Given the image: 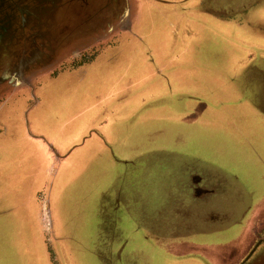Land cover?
I'll list each match as a JSON object with an SVG mask.
<instances>
[{"label": "crops", "instance_id": "1", "mask_svg": "<svg viewBox=\"0 0 264 264\" xmlns=\"http://www.w3.org/2000/svg\"><path fill=\"white\" fill-rule=\"evenodd\" d=\"M142 1L139 26L135 30L127 29L126 40H122L120 44L116 43L106 57L88 69H81L53 82L62 83L63 90L62 93L54 94L57 102L53 104L56 105L58 113L52 122L48 115L50 107L42 114L37 113L34 108L29 113L22 110L20 120L1 126L0 260L3 256L16 257L17 260L11 246L18 240L22 246L39 245L41 232L51 233L52 226L60 223L63 218L61 216L65 217L67 213L65 209L72 212V209L78 208L77 213L81 212L83 209L81 201L77 206L71 205L70 208L64 204L59 206L57 204L52 208L51 204L54 178L60 180L59 176L68 169L67 166L78 151L80 167L83 156H88V161L91 159L87 167L80 169L81 179L89 178L90 189L94 192L93 206L90 207L93 212L96 211L95 217L100 214L104 221L107 223L110 221L113 227L116 226L118 229L116 238L120 240L122 237V243L134 240L147 247L152 245L150 250L145 251L151 252L157 264H185L195 260L196 264H204L199 259L201 253L190 251L192 244L189 251H183L179 255H168L167 252H163V248L172 247V240L186 235L192 241L196 238L211 240L230 236L232 238L230 247L236 256L233 264H264V210H261L264 205V195L262 196L264 152L263 147L258 145L260 136L264 134V0ZM149 27L154 28L155 34L159 33L160 36L166 37L165 48L161 49L163 53L156 44L154 46L146 40L150 35L149 31L148 33L146 31ZM163 32H166L165 35L161 34ZM204 43L222 46L226 50V53L221 52V56L224 57L225 63L229 61V64H224L223 71L230 77L229 82L225 80L222 82L227 86L228 93H235V97L227 101L225 98L223 100L215 98L214 101L211 100L214 104L211 106L208 101L204 102V99L207 100L206 97L187 91L186 94L181 93V104L182 99L184 103L178 109V113L190 116L191 112L197 109L202 112L196 105H203L204 109L214 110L205 111L208 114L203 115V119L210 113L222 114L218 130L222 131V134L227 133L225 136L229 142L221 140L220 147L210 143L212 147H200L198 153L193 151V145H198L197 142L201 144V139L188 142L189 150L180 151L179 154L181 156L188 154L203 160L204 165L207 164V170L185 177L177 186L172 183V187H168L169 189L164 192H169L167 198L171 200L177 199L175 192L190 198L192 209L179 210L184 215L194 216L197 209L200 212L207 209L202 216L205 219L204 223L225 222L231 226L211 232L192 228V231L186 233V224L189 225L191 221L185 224L181 222L179 226L181 232L174 235L175 232L173 234L162 232L161 224L149 221L148 224L152 226L148 232L142 228V223H147V203L151 204L153 199L148 196L160 195L162 189L158 185L148 187L144 178L146 169L152 167L150 164L152 153L157 160L155 153L162 146L131 149L126 147L124 139L118 133L114 137L110 130H130L132 125L126 124L129 117L122 119L121 115L132 113L126 104L136 96H139L137 109L141 110L142 107H149L162 100L163 94L169 92L180 94L178 90H174L173 82L179 81L182 74L185 75V81L181 82L187 84V87H196L199 84L198 77H207L210 71L205 72L206 67L200 61V55L193 57L189 50L191 46ZM138 48H146L147 57L141 59L128 56L129 53L137 54ZM213 80L219 81L220 78ZM71 83L74 84L71 86ZM162 85L167 86V92L161 93L159 87ZM153 88L160 92L154 90L150 93ZM76 90H82L84 95L90 93L92 103H97V106L95 110H91L92 114L94 112V120L89 125V130L80 137L81 140L78 142L80 138H77L65 143L61 138L65 134L62 129L67 123H71V116L66 113L69 112L70 104L64 106L62 97L64 93H74ZM218 92L221 95L220 89ZM80 99L81 97L79 101ZM74 101L75 97L71 102ZM185 102H192L190 105L194 108H185ZM171 107L175 110L176 105L171 104ZM173 113H170L171 117ZM139 119L137 117L135 123ZM208 124L210 125L209 119ZM52 129L54 131H51ZM89 143L93 148L88 146ZM90 148L93 153H88ZM242 152L244 154L238 157ZM147 155L150 159L144 161L143 158ZM257 164L260 169L256 168ZM87 179L81 181L82 191L86 189L83 182ZM65 184L59 185V192H62L69 183ZM245 186L249 188L250 194L244 193ZM173 187H177L178 191ZM235 192L240 196L234 197L232 202L227 201L228 194ZM218 194H223V197L219 198ZM56 201L58 202V198ZM219 201L220 203L225 201L228 211L217 212L211 209ZM235 208L238 210L237 213H234ZM56 214L60 221L54 218ZM38 223L40 231L36 227ZM49 224L52 225L51 228ZM103 224L101 234L104 233ZM148 237L155 243L148 245L144 241ZM106 240L111 242L113 239L108 237ZM9 247L11 248L8 254L3 255L2 251ZM141 251H137L140 261L145 259V254ZM22 255L19 252L18 256ZM31 255L35 257L34 253ZM122 257L121 251L119 258Z\"/></svg>", "mask_w": 264, "mask_h": 264}, {"label": "rangeland", "instance_id": "2", "mask_svg": "<svg viewBox=\"0 0 264 264\" xmlns=\"http://www.w3.org/2000/svg\"><path fill=\"white\" fill-rule=\"evenodd\" d=\"M151 29L152 27H149L146 30L147 33L149 31L150 34L147 38L145 36L146 40L149 43H152L154 46L156 44V47H158V49L160 48L159 50L165 48L166 37L160 36L159 33L155 34L153 31L154 28L152 30ZM165 33L166 32H163L161 34L165 35ZM207 44H209V46H205ZM207 44L204 43L201 45H195V47L191 46L189 49L191 56L197 57L200 55V61L204 67H206L205 72L210 71L207 77H198L199 84L196 87H187V84H183L181 81H185V75L182 74L179 81L173 82L174 90H178L180 94L171 92L163 94L162 100L149 107H142L141 110L137 109L139 108V106L137 107V99L139 96H136L134 99L135 101L132 100L134 102L131 101L132 103L130 102L126 104L127 108H130L132 113L128 112V115H121L122 119L129 117L126 124L132 125L130 130H110L111 135L114 137H116V134L118 133V135L124 139L126 147H130L131 149H137L139 147L142 149L143 146L146 148H149V146L153 148L162 146V148H158L157 152L155 153L157 154V160H155L154 153H152L153 155L150 157V164L152 167L146 169L144 178L148 187L158 185L161 186L162 189V194L159 192L160 195L152 194L151 196H148V198L152 197L153 199L151 204H149V202L147 203V223H142V228L148 232L151 231L152 226L148 224L149 221L161 224L162 232H171L172 234L175 232L174 235L177 232H181L179 231L181 222L185 224L191 221L189 223L190 226L186 224V233L192 231V228L197 231L199 230L205 232L208 230V232H211L219 228L231 226L230 224L227 225L225 222L218 224L204 223L205 219H203L202 216L205 215L207 209H202L201 212L197 209V213L193 212L194 216L184 215V213L180 212L179 210L182 209L185 211L186 208L189 210L192 209L193 204L190 198L186 197L182 193L178 194V192H175L177 193V199L175 198L171 200L167 198L169 192H164L166 189H169L168 187H172V183L177 186L180 184V182L185 180V177H188L192 174L197 175L199 173H203L204 170H207V164L204 165L203 160H198L194 156L188 154L182 155L184 157L179 154L189 150L187 147L189 144L188 142H195L197 141L196 139H201V144L197 142L198 145H193V151L195 153L200 152V150H198L200 147L209 148L212 147V145L220 147V141H224V139L229 142L225 136L227 133L222 134V131L219 132L218 130V126L222 122V114L210 113L208 115L209 117L206 116L203 119V115L208 114V112L205 113V111H214L209 108L204 109L203 105H196V108H201L202 112H200V109H197L194 112H191L190 116L178 113V109L181 108L182 104L184 103V100L182 99L181 104V93L186 94L187 91L201 95L203 98L206 97L207 100L205 101L204 99V102L208 101L211 106L214 105L211 103V100L214 101L215 98H219L221 100L225 98V101H227L235 97V93H228L229 90L227 86L222 82V80L229 82L230 77L228 73L223 71L224 64H229V61L225 63L224 57L221 56V52L226 53V50H224L222 46H217L211 43ZM140 47H143V45H140ZM145 50L147 49L138 48L137 54L133 55L132 53H129L128 56H131L132 58L136 56L142 59L144 56L147 57ZM217 78H220V80H213ZM217 86L219 87L218 89ZM233 86L234 85H232V87ZM159 89H161V93L168 91L167 86L165 87L163 85L159 87ZM219 89L221 95L218 92ZM154 90L160 92V90L157 88H153L149 92L151 93ZM72 95H75L73 97L76 98V101L74 102H71L73 98ZM78 95L81 97L80 101V97ZM62 98L64 106L70 104L68 108L69 112L66 113H69L71 116V123H67L66 126H64L65 128H63L62 131H64L65 134L61 136V138L63 141H65V143H69L70 141L72 142L77 140V138L79 139L89 130V125H91L92 121L94 120V112L92 114L91 110H95L97 103L93 104V99L90 93L84 95L82 90H76L74 93H64ZM54 100L57 102V99ZM190 103L192 102H185V108H194L192 107L193 105H190ZM171 104L176 105L175 110L174 107H171ZM55 107L56 105L52 104L50 110L48 111L51 122L53 117L58 113ZM124 112H126V110H124ZM171 112H174L173 117L170 116ZM137 117L140 119L135 123ZM208 119L210 120V125H207ZM70 125L74 126L70 127ZM226 129L229 130L228 127H226ZM51 131L54 130L52 129ZM123 136H125V138H123ZM80 140L81 138L77 141L79 142ZM258 145L263 147L262 152H264V134L260 136ZM88 146H90V143ZM90 147L93 148V146ZM91 148L90 151L88 150V153H93ZM84 150L85 148L82 150V152H84ZM77 152L71 159L70 165L67 166L68 169L63 172L61 176H59L60 180L58 178H54L52 184L54 181L55 184L52 189L51 204L52 208L57 204L58 206L59 204H64V206L70 208L71 205L77 206V204L81 201V203L83 202V204H81L83 207L81 212L78 211L79 213H77L78 208L72 209V212H69V209H65L67 210V213H65V217L61 216L63 217L61 221L57 214L54 215V218L58 219L60 223L57 222V224H54L52 228L50 227L51 233L46 231L45 233L43 231L41 232L40 244L42 247L40 244H29L22 246L19 244L21 241L18 240L13 242V246H11L13 252L17 256V260L16 257L7 258L3 256L0 262L2 264H157L156 258L155 260L153 259L151 252L145 251L151 249V243H155L154 240H149V237L148 239L144 240L148 243V245H151L150 247L144 246L141 242L134 240L122 243V237L120 240L116 238V231H118L116 226L113 227L110 224V221L108 223L104 221L100 214L98 217H95L96 211L93 212L92 207H90L93 202L92 197L94 192L90 189L91 183L89 178L81 179L82 172L80 171V169L82 170L83 167H87L88 163L90 164L89 161L91 159L88 161V156H83L81 159L82 166L80 167V157H78L79 155ZM243 154L244 152L240 153L238 157ZM83 158H85V160ZM150 158L147 155V157L143 158V160L146 161L145 159ZM256 168L260 169L258 164ZM217 174L219 173H216V175ZM85 179L87 180L83 182V184L85 185L86 189L82 191L81 181ZM51 181L52 180H50V183ZM67 182L69 183L67 187H64L62 192H59V185L61 183L65 184ZM226 186L229 187L228 184H226ZM173 188L175 191H178L177 187ZM246 189L244 190V193H249V188L246 187ZM74 193H76V195H74ZM238 195L240 196V194L237 192L228 194L227 201L232 202L231 200ZM263 195L264 192L262 193V196ZM217 196L220 198L223 197V194H218ZM57 198L58 202H55ZM223 200H225V198H223ZM200 206L204 208L203 205ZM211 209L216 210L217 212L228 211L227 207H225V201L222 203L219 201ZM235 210L236 212L234 213H237L238 210L236 208ZM261 210H264V205L262 206ZM209 211L210 210H208V212ZM238 215L241 216V214ZM102 224L104 227V233L101 234ZM36 227L38 231H40L39 223ZM110 227L112 228V231ZM175 227L178 228L176 229ZM112 232L115 235L112 234ZM108 237H111L113 240L108 242L106 240ZM193 240L194 241H192L191 238H187V235L183 238L172 240L171 243H173V246L163 248V252H167L168 255H179L183 251H189L190 245L192 244V250L190 251L201 253V258L199 257V259L204 264H233L236 260V256L232 253V247H230V243L232 241L230 236L213 238L211 240H197V238ZM11 247L2 251L3 255H7ZM121 251L123 252V257L119 258ZM137 251L143 252V254H145V259L140 261V258L138 257L139 253ZM19 252L23 254L21 257L18 256ZM28 253H34L35 257H32L31 254L26 256L25 254ZM114 254H116V256H114ZM163 256L165 258V255ZM204 259L207 260L204 261ZM185 264H196V260L186 262Z\"/></svg>", "mask_w": 264, "mask_h": 264}, {"label": "flooded vegetation", "instance_id": "3", "mask_svg": "<svg viewBox=\"0 0 264 264\" xmlns=\"http://www.w3.org/2000/svg\"><path fill=\"white\" fill-rule=\"evenodd\" d=\"M142 2L0 0V130L22 110L44 113L63 90L53 82L88 69L126 40L127 29L139 26Z\"/></svg>", "mask_w": 264, "mask_h": 264}]
</instances>
